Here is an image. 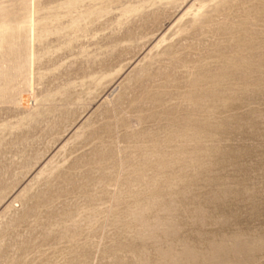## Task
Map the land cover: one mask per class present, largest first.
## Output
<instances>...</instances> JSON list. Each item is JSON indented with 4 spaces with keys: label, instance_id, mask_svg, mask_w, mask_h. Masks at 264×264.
I'll return each mask as SVG.
<instances>
[{
    "label": "rangeland",
    "instance_id": "rangeland-1",
    "mask_svg": "<svg viewBox=\"0 0 264 264\" xmlns=\"http://www.w3.org/2000/svg\"><path fill=\"white\" fill-rule=\"evenodd\" d=\"M0 264H264V0H0Z\"/></svg>",
    "mask_w": 264,
    "mask_h": 264
}]
</instances>
